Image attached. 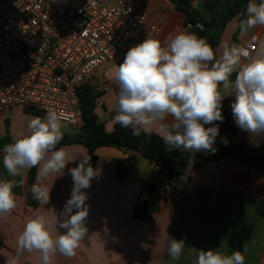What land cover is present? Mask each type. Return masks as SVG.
I'll return each instance as SVG.
<instances>
[{
  "label": "crops",
  "instance_id": "crops-1",
  "mask_svg": "<svg viewBox=\"0 0 264 264\" xmlns=\"http://www.w3.org/2000/svg\"><path fill=\"white\" fill-rule=\"evenodd\" d=\"M143 6L152 13L150 21L160 28L153 38L162 45L168 44L179 32L190 31L184 25L185 16L167 0H143ZM242 20L236 17L225 27L217 59L222 55L223 46H230L233 39L237 45L255 42L254 56L260 51L264 27L257 26L242 35L239 28ZM97 74L105 79L106 87L97 90L95 112L106 131L112 132L117 123L114 116L119 92L114 80L115 70L107 71L101 66ZM234 99V95H228L222 103L237 129V142L252 148L264 145V137L253 136L236 125L231 109ZM32 117L45 116L33 115L21 108L1 113L0 137L8 133L16 140L21 134H27V124ZM70 129L72 134L68 133ZM61 130L69 135L78 131L64 123ZM152 132L158 134L155 130ZM63 147L69 158L76 160L66 166L63 176H50L44 181L51 189L47 204L33 198L31 186L37 180L35 177L29 186L31 169L21 170V176H9L3 167V151L0 150V179L17 182L23 179V184L13 189L16 208L10 215L0 218V264H6L14 255L17 238L28 218L44 215L55 219L70 198L73 180L68 169L77 166L80 157L88 155V150L81 144ZM96 154L98 161L94 168L100 169V177L94 178L91 186L83 190L89 197L86 201L89 215L85 222L88 233L73 257L57 254L53 264H195L201 249L219 250L225 255L238 250L244 255L245 264H264V171L261 168L230 157L203 163L197 169L189 168L175 184L163 182L158 210L150 222H143L135 219L133 212L143 200V184L152 166L141 159L139 153L132 152L134 160L121 168L119 164L128 158L129 152L115 147L99 148ZM29 189L32 203L28 201ZM64 231L53 228L55 234ZM170 237L185 241L184 252L176 261L167 253ZM19 264H41L40 254L25 252Z\"/></svg>",
  "mask_w": 264,
  "mask_h": 264
},
{
  "label": "clouds",
  "instance_id": "clouds-1",
  "mask_svg": "<svg viewBox=\"0 0 264 264\" xmlns=\"http://www.w3.org/2000/svg\"><path fill=\"white\" fill-rule=\"evenodd\" d=\"M257 26L264 27V0H249L246 18L239 23L241 34ZM114 80L119 89L115 122L131 128L133 135L155 130L166 151H214L219 135L215 122L224 119L222 101L228 95L235 97L231 109L236 125L253 136L264 137V43L255 56L242 45L225 44L217 59L206 39L195 32H179L166 45L146 38L127 51L123 63L115 69ZM64 119V114L55 110L47 111L44 118L32 117L27 134H21L2 150L3 167L9 176H21V170L37 168V182L31 192L41 204L50 201L51 189L44 181L50 176H63L66 166L76 160L69 158L65 147L57 148L63 139ZM91 160L92 156L82 155L77 166L68 169L73 186L63 210L55 219L44 215L28 218L14 255L6 264H19L25 252H38L41 264H53L57 254L67 258L76 254L88 233L85 222L89 197L83 190L101 174ZM22 184L23 179H0V218L16 208L13 189ZM58 227L66 231L55 234L53 228ZM185 247L184 240L170 237L168 256L179 260ZM195 264H245V257L238 250L225 255L219 250L201 249Z\"/></svg>",
  "mask_w": 264,
  "mask_h": 264
},
{
  "label": "built area",
  "instance_id": "built-area-1",
  "mask_svg": "<svg viewBox=\"0 0 264 264\" xmlns=\"http://www.w3.org/2000/svg\"><path fill=\"white\" fill-rule=\"evenodd\" d=\"M151 17L143 0H0V114L55 110L81 129L78 89H105L98 69L119 66L131 47L153 38L160 28ZM241 45L254 56L255 42Z\"/></svg>",
  "mask_w": 264,
  "mask_h": 264
},
{
  "label": "trees",
  "instance_id": "trees-1",
  "mask_svg": "<svg viewBox=\"0 0 264 264\" xmlns=\"http://www.w3.org/2000/svg\"><path fill=\"white\" fill-rule=\"evenodd\" d=\"M176 11L185 16V27L192 26L191 32L206 39L214 49L217 58V49L221 35L234 18L244 19L249 0H203L198 7H192L189 0H167ZM236 40L233 39L231 45ZM230 45V46H231ZM214 62V61H213ZM235 73L231 79L235 78ZM99 93L90 84H84L78 89V98L84 124L73 135L63 132V139L57 148L71 144L84 145L88 155L92 156L90 163L96 166L98 156L97 149L102 147H115L129 152L128 158L119 166L126 165L134 160L132 152L140 154L141 159L152 166L143 184V200L136 206L133 217L143 222H150L159 207V190L163 182L169 184L172 180L176 182L189 169H197L203 163L216 162L223 157H230L247 165H253L264 171V145L252 148L245 143L237 142V129L230 121L225 105L222 103L223 121L215 122L219 126V135L213 145V150L197 151L188 153L180 149L166 151L160 135L156 133L141 132L133 135L131 128H124L116 123L112 132H107L105 125L99 120L95 109ZM30 114L41 116L36 110H30ZM211 125H205L209 127ZM222 138L227 140L223 145ZM13 140L7 133L0 137V150ZM120 168V167H119ZM36 169L31 168L29 172V186L36 177ZM174 186H171V188ZM30 188V187H29ZM28 201L32 203L30 189L28 190Z\"/></svg>",
  "mask_w": 264,
  "mask_h": 264
},
{
  "label": "rangeland",
  "instance_id": "rangeland-1",
  "mask_svg": "<svg viewBox=\"0 0 264 264\" xmlns=\"http://www.w3.org/2000/svg\"><path fill=\"white\" fill-rule=\"evenodd\" d=\"M116 65H114V64H112V63H104L103 65H102V68L103 69H107V71H114L115 69H116ZM109 73V72H108ZM68 133H71L72 134V130L70 129L69 131H68Z\"/></svg>",
  "mask_w": 264,
  "mask_h": 264
}]
</instances>
